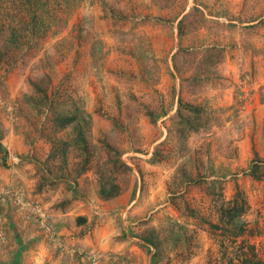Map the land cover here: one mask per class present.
Here are the masks:
<instances>
[{
    "label": "rangeland",
    "instance_id": "1",
    "mask_svg": "<svg viewBox=\"0 0 264 264\" xmlns=\"http://www.w3.org/2000/svg\"><path fill=\"white\" fill-rule=\"evenodd\" d=\"M0 144V264H205L213 192L264 245V0H0Z\"/></svg>",
    "mask_w": 264,
    "mask_h": 264
},
{
    "label": "trees",
    "instance_id": "2",
    "mask_svg": "<svg viewBox=\"0 0 264 264\" xmlns=\"http://www.w3.org/2000/svg\"><path fill=\"white\" fill-rule=\"evenodd\" d=\"M11 36L16 35L11 33ZM178 125V130L184 128L180 122H178ZM76 135H80V132H76ZM80 142L83 156L81 157V165H78L79 161H74L76 167L72 168V172L74 171L76 173L83 171L92 158V151L86 141L80 138ZM166 148V144L162 140H158L148 151L140 152L138 150L139 148H134L133 150L136 152L134 155L143 154L145 155L143 157L145 161L155 162L166 159L172 153L173 149ZM56 153L57 150H54L52 154L54 155ZM6 155V148L0 144V157L3 164L6 163ZM135 158L139 157L136 156ZM260 162L261 160L258 157L253 158L249 168V173L252 177L259 178L261 176ZM124 165L126 166L127 164L124 163ZM68 170L71 169L65 168L64 172L67 173ZM213 194L214 196L208 199L207 208L210 210V213L214 214L215 219H206L204 217L202 221L194 220L195 224L204 230L214 246L213 252L208 250L203 254L205 264H264V245H260L261 243L258 244V242H254L251 239V236L256 234L257 227L255 224H250V222L243 218L247 208L244 197L240 192H235L228 198H224L219 192H213ZM203 199L204 197L201 196L199 202H202ZM170 203L176 210L182 209L181 204L174 197L170 198ZM189 206L190 203L186 201L183 204V209L190 212L193 217H197L198 214L193 212V208ZM179 235L182 236L184 243H186L185 248L175 252L174 261L180 263L188 260L194 254V248L197 245L195 244V230L189 233L182 232ZM142 238L145 241H151L153 244H156L153 236L150 234ZM169 261L170 258L168 259Z\"/></svg>",
    "mask_w": 264,
    "mask_h": 264
}]
</instances>
